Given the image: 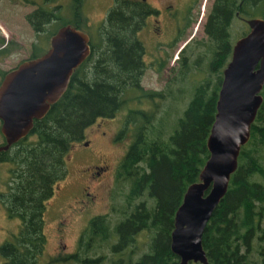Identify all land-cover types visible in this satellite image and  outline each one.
Wrapping results in <instances>:
<instances>
[{
	"label": "trees",
	"instance_id": "16d2710c",
	"mask_svg": "<svg viewBox=\"0 0 264 264\" xmlns=\"http://www.w3.org/2000/svg\"><path fill=\"white\" fill-rule=\"evenodd\" d=\"M27 1L35 4L25 17L37 34L27 58L43 53L47 48L38 51L37 45L59 26L87 21L82 12L84 0H71L73 15L68 21L58 15L60 4H53L55 0ZM125 8L122 1L111 5L91 35L90 54L75 68L64 93L43 117L34 120L25 137L0 152V161L9 163L6 189L0 194L7 214L20 222L14 239L0 244V264H37V248L45 240L46 202L67 174V156L73 143L83 140L87 126L112 117L132 99L138 103L145 99L149 106L128 108L125 127L119 130L121 138L126 128H131L130 142L115 171L116 184L124 187L123 202L112 205L118 216H93L80 235L81 246L61 259L80 264L178 262L170 248L174 212L186 187L198 180L209 155L206 139L216 112L222 69L231 55L229 27L236 6L234 1L226 7L223 1H213L204 25L206 42L195 44L198 60L207 56L206 72L217 76L207 74L197 83L183 85L175 91L177 100H170L163 109L159 102L171 92L140 85L146 66L141 57L143 44L135 34L140 23L127 15ZM240 12L244 17L264 18V0L243 1ZM47 24L53 27L44 35ZM13 43L0 37V46L5 44L0 55L16 45ZM186 58L183 55L179 61L177 74L181 77L187 71ZM5 71H0V79ZM131 90L138 94L128 95ZM261 93L263 100L250 137L241 146L227 191L202 234L207 264H264V85ZM141 233L147 238L144 249L137 253L136 240ZM90 249L94 253L89 255Z\"/></svg>",
	"mask_w": 264,
	"mask_h": 264
},
{
	"label": "water",
	"instance_id": "95a60500",
	"mask_svg": "<svg viewBox=\"0 0 264 264\" xmlns=\"http://www.w3.org/2000/svg\"><path fill=\"white\" fill-rule=\"evenodd\" d=\"M248 30L232 44L222 69L216 112L206 139L209 155L198 180L191 182L174 212L170 248L177 264L208 263L202 245L205 225L227 191L238 164L241 146L250 137L251 124L263 100L264 18L246 19ZM91 52L90 35L65 23L50 36L48 48L7 69L0 79V151L25 137L34 120L66 90L70 77Z\"/></svg>",
	"mask_w": 264,
	"mask_h": 264
},
{
	"label": "rangeland",
	"instance_id": "374dc122",
	"mask_svg": "<svg viewBox=\"0 0 264 264\" xmlns=\"http://www.w3.org/2000/svg\"><path fill=\"white\" fill-rule=\"evenodd\" d=\"M53 4H60L57 9V13L61 16V18H63V21L71 19V16L73 15L71 0H55ZM112 4L113 1L110 0H84L82 2V12L87 21L79 24L78 27L87 32L90 36L92 34L94 35V31H96L99 22L104 18L105 13ZM204 4H206V9H204V11L207 13L209 11L211 1H202L201 7ZM34 7L35 4L27 0H0V37H4L6 41H14L13 44H16L8 48V52L6 54L3 53L0 55V71H5L14 67L19 61L29 56L31 52V43L37 39V34L32 29L25 15ZM198 11L199 12L197 13L194 24V28L196 25L198 26L196 30V37H204L202 21H204L206 14L203 15L201 22L197 24L201 15V8H198ZM57 26L58 23L54 26V28ZM45 27L46 28L44 29L43 34L47 35L49 34V30L53 27V24H47ZM194 28L192 31H194ZM229 30L230 40L233 43L235 39L242 34V32L247 30V25L243 18L235 17L230 24ZM143 31L144 42L147 50L145 55L147 63L141 78V84L145 89L163 91L167 94L171 92V95L159 102L161 108L163 109L168 106L171 102L170 100H177L178 93L176 95L174 94L175 91L178 92L180 87L188 85L189 83H197L201 81V79L203 80L205 75L209 74L206 72L208 69L205 62L207 60V56H201V60H198V50L195 49V44H188L186 49L179 53L180 58L178 59V61H180L183 55L187 56L186 60L188 66L185 67L187 71L185 72L184 77L177 74L181 68L180 62L176 63V70L171 72V68H169L172 64H174L172 60L173 57L176 56L177 51L168 55H163L166 61V64L163 67L162 64H156L155 67H152L149 57H154L153 53H155V48L151 38L148 37L145 32V28ZM93 37L94 36H91V38ZM201 39L206 42V38ZM49 44L50 38L48 37L47 39H43L42 42L37 45L36 49L41 51L48 48ZM201 48L202 47L199 49ZM150 51L154 52L150 54ZM166 56L169 57L166 58ZM173 72H175L174 75H172ZM209 76L215 78L217 74L213 73L211 75L209 74ZM136 93L138 94L136 90H131L128 95H134ZM138 106L147 107L149 105L145 99H142L139 103L137 100L132 99L120 107L115 115L110 118H106L105 120H107L108 123H111L112 126L117 124L120 126L119 128H124L123 118L127 113V109ZM130 132L131 128L127 127L121 138H117L115 143L110 144V147H112L111 149H109L106 144H99L100 142L99 140L97 141V137L100 135L97 133V129L94 124L87 126L84 138L88 139L95 137L97 142L94 143V141H91V144L94 147L101 146L98 149V155L107 151V155L109 156L108 159L113 164H117L116 160L128 147L131 139ZM2 140L3 138L0 132V143ZM81 141L73 143L67 156V174L57 184L54 189V193L46 202L42 226L45 240L43 245L40 246V248H37V264H80L79 262L71 260L63 261L61 257L78 250L81 246V244H79L80 235L89 223V220L93 216L101 213H109L111 219H115L118 216L117 213L114 212L112 205L114 202L118 204L123 202V196L121 193L122 190H124V187L122 188L121 185L116 184V178L113 180V177L111 176L110 185H102L101 187H98L97 185L95 189L92 186H89L87 191L90 192L88 194L84 193L83 186L94 185L96 179H93L89 170L81 169L83 166L80 165L93 161L90 157H79L82 151H88L85 149L86 147L81 145ZM105 143L108 144L109 142L105 141ZM99 163L102 164V162ZM8 168L9 163L0 162V192L6 189V180L9 178ZM117 186H120V189ZM144 197L146 196H141V198ZM2 200L4 201L3 195L0 194V244L7 240L14 239V235L17 234L20 224L18 218L10 217L7 214ZM146 238L147 237L142 233L137 236L136 245H138V249L135 247L137 253L144 249L143 244L146 241ZM106 252L109 254V249H107ZM92 253L94 252L91 249L87 252L89 255ZM1 262H3V259L0 255V263Z\"/></svg>",
	"mask_w": 264,
	"mask_h": 264
},
{
	"label": "flooded vegetation",
	"instance_id": "af4514ba",
	"mask_svg": "<svg viewBox=\"0 0 264 264\" xmlns=\"http://www.w3.org/2000/svg\"><path fill=\"white\" fill-rule=\"evenodd\" d=\"M113 1H122L126 6L125 11L126 14L130 17L133 16V19L136 17L137 22L140 24L137 26L135 34L140 39L143 44L144 51L142 54V58L144 64L146 65L147 60L145 59L146 55V44L143 37V30L145 28V32L148 37L151 38L152 43L155 48L154 51H150V54H154V57H149L150 64L152 67H155L156 64L161 65L162 67L166 64L164 54H170L174 51H177L175 57H173V62L169 68H171V72L176 70V63H179L178 59L180 58L179 53L186 49L188 44H196L198 41H201V38H207V33L204 29L205 22L207 21L209 12L211 10V6L213 1H223L224 7L231 1H234L236 9L234 11L235 17L243 18L248 30V24L246 19L249 17H244L240 12L241 7L243 6V1H258V0H110ZM202 1H211L209 11L205 13L204 9H206V4L201 7ZM198 8H201V15L199 17V22H201L203 15L206 14L204 21H202V30L204 37H196V30L198 26L196 25L194 28L195 20L197 17ZM226 9V8H225ZM252 17V16H251ZM194 28V31H192ZM246 30V32H247ZM245 32V33H246ZM233 44V43H232ZM90 46H91V36H90ZM232 48V47H231ZM169 56H166L168 58ZM155 59V60H153ZM146 67V66H145ZM178 71V70H177ZM176 71V72H177ZM175 72L172 73L174 75ZM143 76V74H142ZM141 76V78H142ZM140 78V85L141 84ZM143 87V86H142ZM95 128L97 129V133L100 135L97 137V141L99 140V144H106L109 149L110 144H113L119 138V125H111L107 120L101 119L95 121ZM91 141H96L95 137L88 138L81 141V145L86 147L88 151H82L79 155L80 158H91L93 161L87 162L86 164H82L81 169L89 170L90 175L93 179H96L94 185L83 186L84 193H89L87 188L92 186L94 189L98 185L101 187L102 185H110L111 176L113 180L115 179V171L116 165L122 159L124 152L120 154L119 158L116 160L117 164H113L108 158L107 151L103 152L101 155H98V149L101 147H94L91 144ZM108 141L109 143H105ZM1 152V151H0ZM96 160V161H95ZM1 162V161H0ZM99 162H102L99 163ZM115 162V163H116ZM85 165V166H84ZM102 176V177H101ZM98 178V179H97ZM101 178V179H99ZM108 179V180H107ZM107 181V182H106ZM97 187V188H98ZM108 189V188H107ZM81 191V190H80ZM107 191V190H106ZM82 192V191H81ZM94 197V196H93ZM3 201V200H2ZM5 202L3 201V205L5 207Z\"/></svg>",
	"mask_w": 264,
	"mask_h": 264
}]
</instances>
